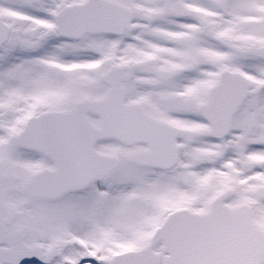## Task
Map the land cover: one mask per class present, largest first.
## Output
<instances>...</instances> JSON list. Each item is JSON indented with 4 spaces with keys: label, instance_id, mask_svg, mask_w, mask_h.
I'll return each mask as SVG.
<instances>
[{
    "label": "snow or ice",
    "instance_id": "1",
    "mask_svg": "<svg viewBox=\"0 0 264 264\" xmlns=\"http://www.w3.org/2000/svg\"><path fill=\"white\" fill-rule=\"evenodd\" d=\"M0 264H264V0H0Z\"/></svg>",
    "mask_w": 264,
    "mask_h": 264
}]
</instances>
